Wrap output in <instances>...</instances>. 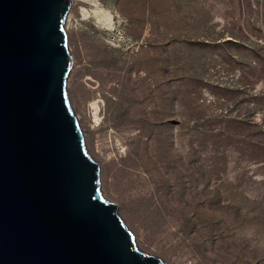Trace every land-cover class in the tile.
Masks as SVG:
<instances>
[{"label":"rangeland","instance_id":"374dc122","mask_svg":"<svg viewBox=\"0 0 264 264\" xmlns=\"http://www.w3.org/2000/svg\"><path fill=\"white\" fill-rule=\"evenodd\" d=\"M98 2L64 27L102 197L164 264H264V0Z\"/></svg>","mask_w":264,"mask_h":264},{"label":"water","instance_id":"95a60500","mask_svg":"<svg viewBox=\"0 0 264 264\" xmlns=\"http://www.w3.org/2000/svg\"><path fill=\"white\" fill-rule=\"evenodd\" d=\"M71 0H0V264H164L99 189L67 98Z\"/></svg>","mask_w":264,"mask_h":264},{"label":"bare ground","instance_id":"6f19581e","mask_svg":"<svg viewBox=\"0 0 264 264\" xmlns=\"http://www.w3.org/2000/svg\"><path fill=\"white\" fill-rule=\"evenodd\" d=\"M80 1H83L85 3H88V4H91L93 7H94V15L95 17L97 18V21H98V25L100 26H110L112 21H111V17L109 15H107V17H100L99 15V12L102 13L100 11V4L98 2V0H80Z\"/></svg>","mask_w":264,"mask_h":264}]
</instances>
